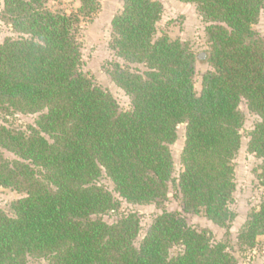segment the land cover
I'll list each match as a JSON object with an SVG mask.
<instances>
[{"label": "trees", "instance_id": "1", "mask_svg": "<svg viewBox=\"0 0 264 264\" xmlns=\"http://www.w3.org/2000/svg\"><path fill=\"white\" fill-rule=\"evenodd\" d=\"M194 3L208 23L209 64L201 92L194 87L197 54L164 34L159 0H124L112 20L108 68L131 99L122 110L111 92L82 69L75 34L100 0H80L76 12L50 10L45 0H4L3 18L19 34L0 43V110L39 113L29 131L0 125V188L24 194L0 208V264H239L207 230L164 210L137 244V213L117 212L121 200L161 205L173 184L186 212H204L227 227L236 189L234 159L241 147L245 101L259 117L248 150L262 161L264 185V38L254 28L264 0H180ZM127 64V65H126ZM139 66L132 68L130 65ZM186 124L176 179L170 146ZM13 154L9 158L4 154ZM105 176L114 191L101 184ZM115 194H118L119 199ZM264 235V200L238 241L253 248Z\"/></svg>", "mask_w": 264, "mask_h": 264}, {"label": "rangeland", "instance_id": "2", "mask_svg": "<svg viewBox=\"0 0 264 264\" xmlns=\"http://www.w3.org/2000/svg\"><path fill=\"white\" fill-rule=\"evenodd\" d=\"M159 1L162 2L164 9L162 18L157 24V37L167 34L173 39L179 38L190 44L198 56L195 64L194 87L196 93L200 94L202 77L210 69L209 64L199 58L209 49L206 30L208 23L200 15L194 3H185L180 0ZM45 2L50 10L66 14L76 12L81 5L80 0H45ZM123 4L124 0H100L98 11L90 20L81 19L75 26V34L82 46V71L89 75L94 83L111 92L122 110H128L131 107L130 97L112 80L108 73V68L113 65V62L119 61L125 64L110 47L112 20L122 11ZM3 10L4 0H0V43L8 37H19L12 26L4 20ZM254 28L264 38V7L259 22ZM130 66L135 68L139 65L131 64ZM139 67L143 69L141 66ZM240 110L244 115V123L240 129L242 143L234 159L236 189L233 202L230 204V208L235 213V218L227 227L217 225L204 212H186L182 195L173 184L170 187L168 198L161 205L156 203L134 204L121 200L120 210L107 213L104 215V219L108 222H114L122 214L137 213L141 224L137 240V244H139L159 214L164 210L175 212L184 217L191 227L207 230L214 241L225 243L228 246V251L238 259L239 264H264V235L258 237L257 244L253 248L241 247L238 241V235L250 213L258 209L264 200V185L257 175L262 160L248 150L250 132L259 117L250 112L245 101L240 104ZM38 117L39 113L13 112L6 114L0 110V125L28 132L30 126L35 125ZM185 133L186 124H180L178 126V138L170 146L174 158L173 176L176 179L183 169L181 154L185 145ZM4 154L9 158L14 157L8 151H4ZM100 183L114 191V184L107 176L104 175ZM23 195L10 188H0V208L11 214V202ZM115 195L121 199L118 194ZM29 264H46V260L30 258Z\"/></svg>", "mask_w": 264, "mask_h": 264}]
</instances>
